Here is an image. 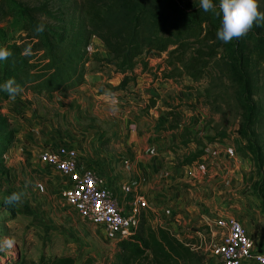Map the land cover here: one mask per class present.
Segmentation results:
<instances>
[{
  "label": "trees",
  "instance_id": "trees-1",
  "mask_svg": "<svg viewBox=\"0 0 264 264\" xmlns=\"http://www.w3.org/2000/svg\"><path fill=\"white\" fill-rule=\"evenodd\" d=\"M19 9L25 36L21 43L11 45L13 55L0 61V85L14 79L24 91L64 93L86 83L85 66L93 60L122 76L120 83L110 88L127 95L137 82L135 70L142 67L143 73L156 80L179 84L198 99V105L209 107L212 115L225 119L235 114L234 125L247 148L242 157L249 159L251 154L258 176L255 190L264 197L263 33L252 29L243 38L224 43L217 38L222 20L216 15L219 9L205 12L200 5L189 7L180 0H81L68 18L39 8ZM42 20L45 31L37 34L35 28ZM92 37L102 43L108 56H90ZM29 46L33 54L22 55ZM152 53L165 55L157 72L145 59ZM9 99L0 90V104ZM182 105L166 112L171 118L166 130L183 129L181 145L196 144L198 149L185 156L178 168L202 163L208 154L207 145H216L227 136L226 132H221V137L209 136L207 145L188 139L192 133L182 124L184 112L177 111ZM188 106L196 108L194 104ZM155 107L156 100L149 99L146 109ZM0 141L10 145L12 137H0ZM152 219V214L143 212L137 233L118 242L117 252L106 259L88 255L80 261L66 254L27 261L14 254H0V264L205 263V255L192 248L190 239L183 236L179 240L165 227H153Z\"/></svg>",
  "mask_w": 264,
  "mask_h": 264
},
{
  "label": "rangeland",
  "instance_id": "rangeland-1",
  "mask_svg": "<svg viewBox=\"0 0 264 264\" xmlns=\"http://www.w3.org/2000/svg\"><path fill=\"white\" fill-rule=\"evenodd\" d=\"M80 1L0 0V47L10 49L11 45L19 44L24 39L25 34L23 22L19 16L21 12L19 8H39L55 16L65 15L64 18H68L73 14L74 5ZM180 1H183L189 7L200 5V0ZM213 3L216 5L215 8L219 9L220 0H213ZM259 4L260 11L264 12V0H259ZM252 29L264 34V22L254 25ZM103 51L102 43L97 38L92 37L89 42L90 56L104 58ZM106 56L108 55L106 54ZM162 57L161 54L152 53L145 56V59L149 63L152 62V65H157L158 61L163 60ZM85 71L86 83L81 87L98 91L103 96L105 90L114 92L110 87L119 84L118 74L114 72V68L105 66V64L98 61H89L85 66ZM98 73H102V79L94 84L93 79L89 76H97ZM79 88L64 93H50V95L34 91L29 94L24 91L15 100L9 99L6 104H0V137H12L10 145H5L0 141V238L13 237L17 242V246L12 254L27 261H37L42 255L49 257L66 254L73 255L80 261L88 255L97 259H106L118 250L117 244L107 239L105 231L84 221L68 204L62 195L61 187L65 179L43 165L39 159V155L44 148L64 145V140L68 136L83 133L84 129L82 127L91 124L93 115H91L88 122L81 120L78 124L76 121L78 111L91 112V106L76 109L73 120L71 116H69V119L66 117L65 111L68 107L66 102L71 98L76 101L81 100L80 94L77 92ZM164 90L163 97L170 104L163 109H160L163 107L162 104L159 106L158 111L162 113L163 118H170L166 114L170 107L172 109L183 103L177 111L184 112L182 124L188 127L192 133L191 136H188V139H197L196 137L200 135L206 142L207 137L214 135L221 137V132H226V139L220 141L217 138L220 142L216 145L224 144L235 156L243 158L242 152L247 148L245 142L240 141V136L237 133L238 126L234 125L233 117H235V114L234 116L228 114L224 119L219 115H212L209 107L202 104L197 105L195 109L190 108L187 98H185L186 102L178 95L182 93L184 95L190 94L193 98L196 97L183 90L179 84H174V88ZM130 91L131 93L127 95L124 92H118L119 112L117 118L118 122L124 125L122 129L120 128L121 130H118V137L133 135V137L139 138L146 134L141 123L145 119L156 115V111L151 114V111L146 109L149 99L145 97L141 90L138 91L135 86H131ZM65 96H68L69 99H65ZM261 97L264 98V95H261ZM105 100V97L102 98L103 104H107V101L104 102ZM69 109L71 110V107ZM153 119L152 123L155 124L156 116ZM159 127L161 128L157 130L151 128L150 130L152 137L155 139L162 137L163 139L159 149V157L164 162L172 163L173 169H182L178 168V163L189 153L195 152L198 149L197 145L191 144L188 147L181 145L183 129L172 131L166 130V125ZM85 130L87 129L85 128ZM88 130L91 131L90 128ZM141 148L143 149L144 146ZM217 149L219 148L217 147ZM240 150L242 151L240 152ZM146 154L147 152L142 151L139 156ZM248 157L252 161L251 154ZM211 163L206 161V164L202 166L208 171L214 168ZM232 164L231 171L234 172V170L239 169L240 173H233L229 176L228 191L231 196L234 193L233 198L237 199L236 197L242 195L240 192L243 189L241 177L244 178L245 183L248 181L252 187L251 190L254 191L258 176L254 164H247L244 169L240 165H238L239 168H236ZM195 167L197 168V166ZM151 176L155 177V190L160 186L157 183L160 180H157L156 172L151 173ZM118 188H120V185ZM181 189L188 192L191 188L188 184H185ZM192 190L193 192H200L199 189ZM178 191L181 192V190ZM13 192L27 193L22 198L23 202L21 204H6L7 198ZM210 200L211 198L198 200L197 206L211 205ZM231 205V203H227L225 206V215L236 217L233 214L234 207ZM206 216L208 218L207 222L216 218L213 212ZM179 230L183 236H195L193 233H199L201 238L199 234L195 237H198L199 244L202 246V253L205 257L211 256V247L218 237L214 227L210 228L207 224H200V220H194L191 224L183 225ZM190 241L195 244L194 239H190ZM261 246L264 247V244H261ZM0 254L5 255V253Z\"/></svg>",
  "mask_w": 264,
  "mask_h": 264
},
{
  "label": "crops",
  "instance_id": "crops-1",
  "mask_svg": "<svg viewBox=\"0 0 264 264\" xmlns=\"http://www.w3.org/2000/svg\"><path fill=\"white\" fill-rule=\"evenodd\" d=\"M103 53L105 54L104 57H106L107 53L105 51ZM155 54L158 55V53ZM162 58L164 59L165 55ZM162 61H158L157 65H152V62L149 63L154 68V72H157V67ZM135 72L138 75L135 89L141 90L148 99L156 100L154 111L153 109L150 110L151 114L156 111V115L145 119L141 123L146 131L143 137L138 138L133 137V135L118 137V130H121L124 125L118 122L117 113L113 114L110 111L108 101H104H107V104L102 103L104 96L98 91L81 87L77 90L81 100L76 101L71 98L66 102L68 107H66L65 114L67 119L71 116L72 120L76 109H84L86 106L92 107L91 112L78 111L76 115L78 124L81 120L88 122L91 119V115H93L91 124L82 127L84 129L83 133H81L82 136L77 133L76 135L68 136L64 140V145L73 147L79 152L80 169L91 167L106 177L108 186L114 194L123 199L122 208L127 213L132 207V197L127 199L122 196L118 187L123 182L132 184L135 191L144 195L149 204V207L143 212L153 215V227H169L173 221H177L179 222V228H182L183 225L191 224L194 220H200V224L206 225L207 214H210V212H213L215 216L224 214L226 213L225 206L227 203H231V206L234 207L233 214L253 236L259 250L264 251V247L261 246V244H264V197L259 195L256 190H251V185L248 181L245 183L243 177H241L243 189L240 191L242 195L234 199V193L231 196L228 191L229 176L233 173H240L239 169L234 170V172L231 171V164L233 163L232 165L236 168H239L238 165H240L244 169L247 164L253 165V162L250 159L235 156L224 144L210 145L206 149L208 154L203 158L202 163L186 166L182 169H173L172 163L164 162L159 157V149L163 142L162 137L155 139L151 136L150 130L151 128L157 130L161 128L159 126H168L171 123V119L168 117L163 118L162 113L158 110L161 104L163 107L160 109L170 104L164 99L163 93L164 89L174 88V84L172 82H164L161 79L156 80L151 74L143 73L142 67H138ZM118 75L117 79L120 83L122 76ZM89 78H92V82L95 84L102 79V73H98L97 76H89ZM27 93L30 94L31 91H27ZM178 96L184 101L187 98L190 104L197 106L199 103L197 98H193L190 94L184 95L181 93ZM65 99H69L68 96H65ZM169 110H171V107ZM155 116L156 123L154 124L152 120L154 121L153 118ZM198 137L199 135L196 138L198 139ZM142 146H144L143 149L141 148ZM142 151L147 152V154L139 156ZM126 160L131 163L128 167L124 165ZM206 161L212 162L211 164L214 168L206 171L202 166L206 164ZM155 172L157 173V180H160L157 182L160 186L158 185L159 187L154 190L155 177L151 176V173L154 174ZM185 184L189 185L190 190L199 189L200 192L182 190L181 188ZM178 190H181V192ZM208 198H211V205L197 206L198 200H207ZM197 234L199 233H193L195 236ZM195 236L185 235L188 239H194L195 244H192V248L201 251L202 246L199 244L198 237ZM199 236L201 238L200 234Z\"/></svg>",
  "mask_w": 264,
  "mask_h": 264
},
{
  "label": "built area",
  "instance_id": "built-area-1",
  "mask_svg": "<svg viewBox=\"0 0 264 264\" xmlns=\"http://www.w3.org/2000/svg\"><path fill=\"white\" fill-rule=\"evenodd\" d=\"M198 140L207 145L200 135ZM39 159L65 179L61 187L68 204L84 221L105 231L109 241L117 244L137 233L141 215L149 204L132 184H120L121 195L132 197V207L127 213L122 208L123 199L114 194L106 177L91 167L80 169V154L75 148L50 146L41 151ZM124 165L128 167L131 163L126 160ZM206 224L216 229L218 237L204 264H264V251L258 249L255 239L238 218L224 213ZM165 228L183 240L179 222L173 221Z\"/></svg>",
  "mask_w": 264,
  "mask_h": 264
},
{
  "label": "clouds",
  "instance_id": "clouds-1",
  "mask_svg": "<svg viewBox=\"0 0 264 264\" xmlns=\"http://www.w3.org/2000/svg\"><path fill=\"white\" fill-rule=\"evenodd\" d=\"M200 7L205 12L215 9L213 0H200ZM217 16H221V28L217 31V38L224 43L246 36L254 25L264 22V12L260 11L259 0H220ZM46 25L43 20L37 24L35 32L41 34L45 31ZM29 46L22 52L24 56L32 55ZM13 53L6 47H0V61H7ZM0 90L6 92L10 99L15 100L24 92V89L14 79L7 80L0 85ZM118 93L105 90L104 97L109 103L110 111L113 114L119 112ZM25 192H13L6 200V204H21ZM17 242L13 237L0 238V253L11 255L14 252Z\"/></svg>",
  "mask_w": 264,
  "mask_h": 264
}]
</instances>
